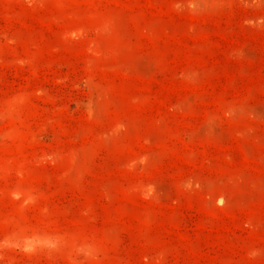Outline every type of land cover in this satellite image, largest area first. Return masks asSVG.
<instances>
[{
  "label": "rangeland",
  "instance_id": "obj_1",
  "mask_svg": "<svg viewBox=\"0 0 264 264\" xmlns=\"http://www.w3.org/2000/svg\"><path fill=\"white\" fill-rule=\"evenodd\" d=\"M0 264H264V0H0Z\"/></svg>",
  "mask_w": 264,
  "mask_h": 264
}]
</instances>
